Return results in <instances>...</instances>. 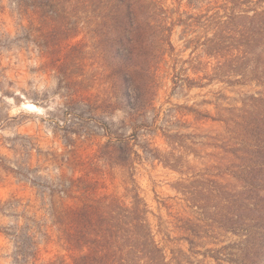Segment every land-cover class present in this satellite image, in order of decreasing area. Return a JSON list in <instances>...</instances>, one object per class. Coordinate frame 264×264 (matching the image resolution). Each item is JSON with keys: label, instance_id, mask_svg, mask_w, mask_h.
<instances>
[{"label": "rangeland", "instance_id": "rangeland-1", "mask_svg": "<svg viewBox=\"0 0 264 264\" xmlns=\"http://www.w3.org/2000/svg\"><path fill=\"white\" fill-rule=\"evenodd\" d=\"M135 195L167 264H264V0H0V264Z\"/></svg>", "mask_w": 264, "mask_h": 264}, {"label": "trees", "instance_id": "trees-1", "mask_svg": "<svg viewBox=\"0 0 264 264\" xmlns=\"http://www.w3.org/2000/svg\"><path fill=\"white\" fill-rule=\"evenodd\" d=\"M130 29L133 33V26ZM136 42L131 40L133 45ZM162 43L169 44L168 36L162 39ZM156 57L134 49L128 52L127 63L133 70L146 68V73L151 75L158 64L156 60L160 59ZM119 204L116 198L103 196L79 208L54 212L59 241L67 252L78 255L72 264H167L162 249L154 240L147 219V206L139 195L133 197L128 207ZM28 249L27 254H22L24 264H37V246ZM46 264L69 263L57 259Z\"/></svg>", "mask_w": 264, "mask_h": 264}, {"label": "bare ground", "instance_id": "bare-ground-1", "mask_svg": "<svg viewBox=\"0 0 264 264\" xmlns=\"http://www.w3.org/2000/svg\"><path fill=\"white\" fill-rule=\"evenodd\" d=\"M30 107H32V106L30 105Z\"/></svg>", "mask_w": 264, "mask_h": 264}]
</instances>
